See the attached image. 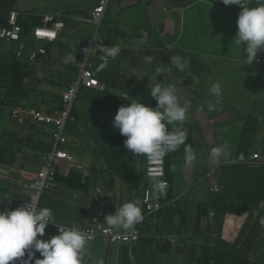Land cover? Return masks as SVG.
Instances as JSON below:
<instances>
[{"label": "crops", "instance_id": "0c3cea01", "mask_svg": "<svg viewBox=\"0 0 264 264\" xmlns=\"http://www.w3.org/2000/svg\"><path fill=\"white\" fill-rule=\"evenodd\" d=\"M98 1L0 0V25L17 11L24 29L21 44L2 43L0 48V211L35 192L36 177L54 144L50 128L16 120L12 110L26 105L58 114L62 93L80 74V47L93 32L92 25L75 19L88 16ZM147 2L113 0L107 10L102 33L110 48L120 46L122 51L103 70L96 69L105 91L82 88L78 94L69 123L70 144L65 146L74 164L64 161L55 190L42 196V208L51 209L54 217L43 239L58 235L59 226H108L107 215L124 203L136 202L144 217L138 223L140 242L132 247L104 240L87 243L85 253L92 264H214L211 256L220 244H264V203L254 213L251 206L246 212L224 213V205L215 202L210 191L212 180L218 183L223 170H232L234 164L261 167L252 164L251 157L264 151V66L245 62L244 46L235 43L239 5L167 0L153 21ZM247 6H257L256 0ZM64 15L69 17L58 40L47 47L45 56L33 58L34 29L45 16ZM152 50L164 53L169 69L149 63L146 55ZM68 56L74 60L66 64ZM172 56L183 58L182 71L172 65ZM156 83L188 89L190 110L182 125L169 130L185 131L196 159L185 162L184 145L167 154L170 188L164 208L148 214L142 202L148 184L145 164L142 174L123 172L125 162L128 169L133 167V153L124 147L126 137L119 144L118 139H108L121 137L114 117L129 99L156 107L150 95ZM213 83L221 85L222 95L215 110L209 111V102L216 100L208 91ZM112 143L113 149L127 153L117 168L110 167L105 155ZM224 147L226 155L212 157L213 149ZM177 205L186 206L181 216L171 212Z\"/></svg>", "mask_w": 264, "mask_h": 264}, {"label": "clouds", "instance_id": "9594fccd", "mask_svg": "<svg viewBox=\"0 0 264 264\" xmlns=\"http://www.w3.org/2000/svg\"><path fill=\"white\" fill-rule=\"evenodd\" d=\"M225 5L235 4L242 8L237 19L238 31L235 37L236 45L244 46L249 64L264 51V0H256L257 6L248 7L249 0H222ZM122 51L120 46L108 48L105 61L97 71L107 67V58H115ZM74 57L68 56L65 63H70ZM171 63L178 70L185 68V62L180 56H172ZM209 94L216 98L209 102L208 110H215L222 95L221 85L213 83ZM150 95L157 102L156 107L146 106L136 99L119 107L114 117V127L119 129L124 140V147L133 154H141L153 159L176 151L184 145L185 162L191 164L196 156L191 145L186 144V133L181 127L168 126L183 124L186 118V108L180 102L172 86L156 83L150 87ZM226 147L216 148L212 157L226 155ZM166 182L153 181L155 193L166 191ZM144 217L141 207L136 202L124 203L114 214L105 217V224L117 231L133 230ZM51 209H37L26 205L15 210L0 211V264H14L19 259L21 264H84L87 247L86 234L76 227L61 228L58 235L45 240L43 236L49 223L53 224ZM40 237V238H38ZM40 254L37 258L36 253Z\"/></svg>", "mask_w": 264, "mask_h": 264}, {"label": "built area", "instance_id": "2783aa9c", "mask_svg": "<svg viewBox=\"0 0 264 264\" xmlns=\"http://www.w3.org/2000/svg\"><path fill=\"white\" fill-rule=\"evenodd\" d=\"M113 0H99L98 3L89 11L88 16H78L75 20L92 25L93 32L86 38L80 47V53L83 57L79 64L80 74L78 79L68 86L62 93V103L58 114H52L46 110L18 105L12 110L14 119L28 122L30 121L36 126H47L51 129L53 138V147L46 152L45 164L36 177L38 188L33 194L19 205H15L10 210L26 205L27 207H35L37 211L42 209V196L48 192H53L57 185L58 168L65 161L68 164H74V157L65 149L70 144L69 123L74 105L78 99V94L82 88L99 89L105 91V86L101 84L97 73V65L104 63L105 53L109 47V41L102 33V25L107 10ZM69 16H45L43 23L32 32V41L37 46L32 57L45 56L47 47L54 44L60 33L66 28V20ZM51 24V26H48ZM24 29L19 23V14L12 11L7 17V25H0V48L2 43L21 44ZM107 58V64L110 62ZM245 62L249 63L244 57ZM251 64L264 66V51L257 54V57ZM49 91V90H48ZM145 156V155H144ZM251 163L257 166H264V151L253 154ZM145 178L148 184L143 188L142 202L145 211L148 214L159 213L164 208V197L166 191L170 188V182L167 170V154L160 159H153L145 156ZM161 180L166 182V191L163 194L155 193L152 188L153 181ZM210 191L218 193L219 185L215 179L212 180ZM49 223L47 227H50ZM46 227V228H47ZM66 228L64 226H59ZM87 236L88 243L104 240L113 245L132 247L142 239L141 226L135 225L133 230H115L109 226L91 225L79 229ZM14 264H21L17 259Z\"/></svg>", "mask_w": 264, "mask_h": 264}, {"label": "trees", "instance_id": "16d2710c", "mask_svg": "<svg viewBox=\"0 0 264 264\" xmlns=\"http://www.w3.org/2000/svg\"><path fill=\"white\" fill-rule=\"evenodd\" d=\"M19 23L23 26L22 21H19ZM2 25H7V20ZM257 176H259V178H257ZM218 183L221 189L218 193H212V196L215 197V202H220L224 205V213L246 212L249 206L253 207L252 210H257V208L264 203V166L257 169L234 164L232 170L230 169V171L227 172L223 170ZM233 186H236V190L239 194L247 195L242 202H236V200H240V197L235 196ZM257 190L259 191V195L256 196L254 193H256ZM252 213H254V211H252ZM225 245L226 244H220L217 248L218 253H220L222 247H225ZM222 254L223 258L227 255L225 250ZM36 257L42 258L38 252L36 253ZM212 257L213 255L211 258ZM250 257L251 256H247L244 258L248 264H251V262L248 261Z\"/></svg>", "mask_w": 264, "mask_h": 264}, {"label": "rangeland", "instance_id": "374dc122", "mask_svg": "<svg viewBox=\"0 0 264 264\" xmlns=\"http://www.w3.org/2000/svg\"><path fill=\"white\" fill-rule=\"evenodd\" d=\"M118 142H115L117 144L121 143L122 140L125 139L124 136L121 135V137L111 136L108 140H116ZM113 143L109 146L108 153H106V159L110 165V167H119L126 159L125 152H120L117 149H113ZM113 149V150H112ZM136 155V156H135ZM131 161L133 162V167L131 169L127 168L128 162H125L124 166L122 168L123 172H126V174L129 175V171H133V173H137L138 175L143 171L144 164H145V157L141 154H131ZM145 169V168H144ZM233 191L235 193V196L240 197V200H236V202H242L243 199L247 195L239 194L236 190V186H233ZM169 206H166L164 211L169 210ZM171 208V207H170ZM256 211V210H251ZM168 212V211H167ZM171 212H178L181 216L182 213L186 212V206L183 205H177L173 206L171 209ZM170 215V214H168ZM182 228H186V222H183ZM225 250L227 255L225 258H223L222 252ZM88 254L85 253L84 258V264H92V258H88ZM247 256H251L248 261L251 262V264H264V244H226L225 247H222L220 253L216 250L213 254L212 260L214 261V264H248L244 258ZM246 261V262H244ZM97 263V262H96ZM93 264H95L93 262Z\"/></svg>", "mask_w": 264, "mask_h": 264}, {"label": "water", "instance_id": "95a60500", "mask_svg": "<svg viewBox=\"0 0 264 264\" xmlns=\"http://www.w3.org/2000/svg\"><path fill=\"white\" fill-rule=\"evenodd\" d=\"M139 1V0H138ZM143 2L149 1L148 13L153 21H155L156 13L160 8H165L167 6V0H141ZM148 3V2H147ZM48 26H51L49 24ZM147 60L150 64L155 66H161L163 68L169 69V63L166 62L164 53L158 50H152L147 53ZM33 82H36V78H32ZM176 95L180 98V102L185 106L186 111L190 110V101L188 89L185 86L174 85Z\"/></svg>", "mask_w": 264, "mask_h": 264}]
</instances>
